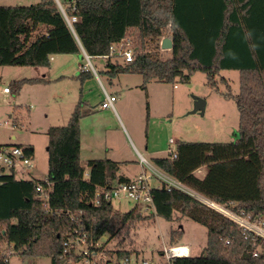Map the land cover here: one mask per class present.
Segmentation results:
<instances>
[{
    "label": "trees",
    "instance_id": "16d2710c",
    "mask_svg": "<svg viewBox=\"0 0 264 264\" xmlns=\"http://www.w3.org/2000/svg\"><path fill=\"white\" fill-rule=\"evenodd\" d=\"M62 5L68 16L78 18L73 29L56 0L0 5V66L48 68L53 55L83 51L103 58L111 54L112 44L130 37L133 60L108 57L103 72L110 78L139 73L145 87L152 79L186 83L195 72H205L212 88L236 102V140L180 141L175 157L153 162L208 198L264 224V0H74ZM164 37L173 42L167 58L158 52ZM230 69L240 73L237 95L222 92L217 84L220 72ZM90 76L85 69L78 75L82 82ZM36 80H16L11 88L19 92ZM20 110L14 106L15 126ZM90 112L80 99L68 124L49 127L46 178H20L14 169L0 173V259L7 253L48 256L52 264H63L64 240L81 226L94 242L108 235L102 248L124 257L133 252L123 239L115 248H107L109 240L158 216L168 221L189 217L208 229L203 254L176 256L172 264H264L263 236L244 233L229 217L181 189L168 190L164 183L152 187L154 212L146 214L139 204L121 211L104 197L96 203L97 188L132 179L119 173V161L81 159L80 120ZM16 145L34 155L32 145ZM182 235L181 226L172 228L171 246L179 245Z\"/></svg>",
    "mask_w": 264,
    "mask_h": 264
},
{
    "label": "rangeland",
    "instance_id": "374dc122",
    "mask_svg": "<svg viewBox=\"0 0 264 264\" xmlns=\"http://www.w3.org/2000/svg\"><path fill=\"white\" fill-rule=\"evenodd\" d=\"M39 0H0V5H30ZM68 4L74 0H60ZM69 1V2H67ZM162 43V40L160 44ZM163 58L171 55L170 49L160 45ZM108 59L91 57L97 75L78 77L80 64L88 62L82 54H56L48 68L33 66H0V143L32 145L34 165L18 177L44 179L48 173L49 127L66 125L80 99L86 100L87 108L95 113L80 120L82 131L81 159L112 158L122 161L121 171L130 177L140 174L150 176L151 185L159 184L153 171L157 168L154 157L169 155L180 141H234L238 135L239 111L233 97H225L208 84L207 74L197 71L189 82L169 83L150 80L143 86L144 77L139 73H124L110 78L103 71ZM83 69V67H81ZM89 70V68L84 67ZM224 77L226 82H222ZM23 78H34L26 82L19 92L3 93L5 86ZM222 92L237 95L240 91L238 70H222L217 76ZM230 85V88L229 86ZM13 90V88H11ZM104 89L116 96L115 109L100 108ZM14 91V90H13ZM205 102L204 109L196 108V101ZM20 105V123L13 125L11 114L14 106ZM15 115V114H14ZM172 137L175 142L170 143ZM146 146L148 150H146ZM146 158L142 163L140 153ZM204 170L199 174H203ZM113 206L129 211L136 202L132 199L115 198ZM154 212V208H142V213ZM183 230L179 245L189 247V255L204 253L208 240V229L189 217L179 221H168L156 216L138 222L129 229H122L117 237L110 239L107 248L123 245L140 257L161 260L165 247H170L169 232L173 228ZM109 239L108 235L102 242ZM12 264H52L48 256H14Z\"/></svg>",
    "mask_w": 264,
    "mask_h": 264
},
{
    "label": "built area",
    "instance_id": "2783aa9c",
    "mask_svg": "<svg viewBox=\"0 0 264 264\" xmlns=\"http://www.w3.org/2000/svg\"><path fill=\"white\" fill-rule=\"evenodd\" d=\"M56 1L64 13L68 25L73 29V23L78 20L77 16H68L60 0ZM110 48L111 54L105 55L103 58L107 59L108 57H119L125 62L133 60L134 50L130 37H127L118 43L112 44ZM84 55L87 57L88 62L82 66L83 69L84 67L89 68V70L93 71L97 75V69L91 62V56L85 51ZM2 91L3 93L8 94L13 93L9 86H5ZM104 92L105 96L101 103V107L104 109H115L116 96L110 94L106 89H104ZM171 143H174L173 139H171ZM170 155L171 157H175L177 155L176 148L170 149ZM141 161L144 163L147 160L142 158ZM33 165V156L27 155L23 147L16 144L0 146V173L12 169L16 170L18 173H25ZM153 171L159 181L158 185L164 183L168 190L178 188L186 191L229 217L240 227L244 228V233L248 230L264 237V224L252 221L243 213H237L229 208H226L159 168H153ZM87 174L88 173H86V175ZM152 187L154 186L151 185L150 176L145 173L138 175L130 181H120L118 179H114L106 186L97 188L95 202L100 203L101 197H104L111 202H113L115 198L125 197L132 199L143 209H148L150 207L154 208L151 194ZM46 197L47 195L43 193L42 198L45 199ZM102 243V239L96 242L90 240L89 231L85 229L84 226L74 228L70 235L64 240L63 264H172V259L174 257L189 255V247L187 245H174L163 249L161 253V260L140 257L137 254L119 257L116 253L109 254L106 249L102 248ZM185 248H187V250H184ZM7 254L8 255H6L3 259H0V264H12L11 259L14 256L9 253ZM75 257H77V260Z\"/></svg>",
    "mask_w": 264,
    "mask_h": 264
},
{
    "label": "crops",
    "instance_id": "0c3cea01",
    "mask_svg": "<svg viewBox=\"0 0 264 264\" xmlns=\"http://www.w3.org/2000/svg\"><path fill=\"white\" fill-rule=\"evenodd\" d=\"M61 2V1H60ZM67 2H69V1H67ZM74 2V1H73ZM73 2H69L68 4H66V5H69V4H71V3H73ZM84 64H80V69H81V71L83 70L81 67L83 66ZM95 67V66H94ZM96 68V67H95ZM97 69V68H96ZM86 70V69H85ZM80 71V72H81ZM91 71V70H90ZM91 72H93V71H91ZM80 74V73H79ZM91 77H93V73H92V76H90V77H88V78H91ZM84 82V81H83ZM13 91V90H12ZM108 91V90H107ZM14 92V91H13ZM16 93V92H15ZM104 100V95H103V97H102V99L100 100V103H102V101ZM85 102L87 103V101L85 100ZM87 106H88V103H87ZM100 108L102 109V110H104V108H102L101 106H100ZM107 109H110V108H106V110ZM90 110H91V108H90ZM96 111L94 110H91V112H90V114H92V113H95ZM90 114H88V116L90 115ZM12 115L13 114H11L10 115V117H12ZM87 116V115H86ZM171 139H173L172 137H170V139H169V142L171 143ZM174 140V139H173ZM174 142H175V140H174ZM82 145H83V142H82V131H81V154H82ZM146 150H148V147L146 146ZM140 153V156H141V159L142 158H144V159H146L143 155H142V153L141 152H139ZM169 155H170V151H169ZM168 156V155H167ZM162 157H164V156H162ZM100 158V157H99ZM103 158V157H102ZM105 158V157H104ZM155 158V157H154ZM153 158V159H154ZM92 159V158H91ZM110 159H112V158H110ZM86 160H88V159H86ZM112 160H114V159H112ZM85 161V160H84ZM115 161H119L121 164H122V161H120V160H115ZM121 164H120V171H119V173L120 174H123L124 176H126V177H128V178H130V179H134V178H136V177H130L128 174H127V172H123V171H121ZM203 169H200V170H198V173L200 172V171H202ZM202 175V174H201Z\"/></svg>",
    "mask_w": 264,
    "mask_h": 264
},
{
    "label": "water",
    "instance_id": "95a60500",
    "mask_svg": "<svg viewBox=\"0 0 264 264\" xmlns=\"http://www.w3.org/2000/svg\"><path fill=\"white\" fill-rule=\"evenodd\" d=\"M172 45H173V42H172V39L170 37H164L162 39L161 47L163 49H172ZM83 54H84V51H83ZM204 107H205L204 100L197 98L195 110L200 109V108L204 109Z\"/></svg>",
    "mask_w": 264,
    "mask_h": 264
},
{
    "label": "bare ground",
    "instance_id": "6f19581e",
    "mask_svg": "<svg viewBox=\"0 0 264 264\" xmlns=\"http://www.w3.org/2000/svg\"><path fill=\"white\" fill-rule=\"evenodd\" d=\"M184 250H187V248H185Z\"/></svg>",
    "mask_w": 264,
    "mask_h": 264
}]
</instances>
